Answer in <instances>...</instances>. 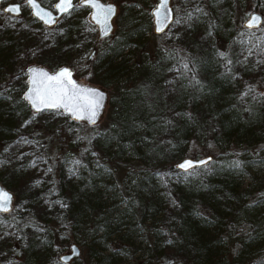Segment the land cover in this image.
I'll return each instance as SVG.
<instances>
[{
	"label": "trees",
	"instance_id": "trees-1",
	"mask_svg": "<svg viewBox=\"0 0 264 264\" xmlns=\"http://www.w3.org/2000/svg\"><path fill=\"white\" fill-rule=\"evenodd\" d=\"M240 1L188 0L187 31L167 42L153 32L134 68L123 49L151 20L124 5L121 27L86 58L85 76L109 85L101 123L32 111L24 77L8 97L0 82V182L19 196L0 212V264H123L137 231L140 264H264V167L240 180L264 164V22L235 23ZM20 6L0 7V63L36 46L52 69L64 58L59 27ZM191 152L210 158L177 168ZM75 241L82 255L59 260Z\"/></svg>",
	"mask_w": 264,
	"mask_h": 264
},
{
	"label": "rangeland",
	"instance_id": "rangeland-1",
	"mask_svg": "<svg viewBox=\"0 0 264 264\" xmlns=\"http://www.w3.org/2000/svg\"><path fill=\"white\" fill-rule=\"evenodd\" d=\"M20 2L24 0H19ZM44 1H50L47 4L48 6H51V3L53 0H44ZM116 3V12L112 19L113 22V28L107 36H111L114 34L116 29L118 27H121L122 22V15L121 12L123 10V6L126 4H131L132 7L135 9L142 7L141 12H147V14L150 17V8L154 4L155 0H111ZM187 2L188 0H170L171 7L173 9V20L172 22L163 30L161 41L167 42L171 39H175V37H179L183 35L189 26V18L186 13L187 8ZM240 4L242 5V10H239V8L235 7L232 17L235 20V23L242 25V20L245 17V15L251 11L255 10L260 13L261 15V23L264 22V0H241ZM24 14L23 17H27L29 13V7L24 2ZM87 11L88 8L82 4L77 3L72 9H70L67 13L61 14L57 21L56 25L59 27V37H62L65 42V46H62V53L64 55V58L59 59V63L55 66H59L61 64H67L71 68L72 75L77 78L81 82H89L99 85L100 87L104 88L106 92L109 91V85H105L99 81H95L91 78L86 77L85 74H89V63L86 62V58L91 54L95 47L100 46L103 42L101 37H97V32L95 29V26L91 27L87 21H89L87 17ZM1 18V14H0ZM177 21H179L177 23ZM35 22H39L38 20H35ZM34 22V23H35ZM90 22V21H89ZM68 24V25H66ZM35 32L38 33H44V28L41 26H36L33 28ZM13 35H18L17 31L13 33ZM34 35V34H33ZM57 37V38H59ZM103 39L106 40V36H103ZM155 43V36L153 35L152 31V24L150 22L149 29H145L143 33V38L140 40H137L136 42H132L129 45L123 49V55L127 59L126 63L129 66V68H134L138 61L143 57V55H147V53L152 49L153 45ZM45 49H40L36 46H32L31 48H27V50H24L22 47L19 49H14L15 56L12 58H5L0 64V82H2L4 88V92L6 96H11L12 93H14L15 88L18 84V79L21 77H24L25 71L24 68L28 63L31 62H37V63H43L48 68L51 69V67L48 66L46 62L40 61V59L43 57V54H45ZM11 64V65H10ZM9 65L10 71H5V67ZM53 67V68H55ZM52 68V69H53ZM259 88L264 90V84H258ZM108 97V93H107ZM109 106V100L107 98V101L104 105V108L99 116V118L96 120V123L103 122L105 118L106 111ZM194 152V151H193ZM193 152L184 154V156H201L204 155L201 154H194ZM182 156V155H181ZM179 156V157H181ZM178 157V158H179ZM264 167V164H254L253 166L249 167L246 172L241 174L240 180L242 182H245L248 180V177L253 174H258L261 172L262 168ZM9 189H11L13 193V203L12 206L16 204V201L19 199L18 191H16L14 188L7 186ZM110 193L106 192L105 195L108 196ZM20 203L16 205L14 208L15 210H19ZM132 240L133 244L136 245V248L132 252L131 255H129L127 252L122 253L121 255V261L123 264H140L141 257L139 256L143 244L146 242V236L142 233V231H137L132 234ZM75 243L78 246L79 249V255H82L84 248L75 241ZM68 250V244L64 246L61 250V252Z\"/></svg>",
	"mask_w": 264,
	"mask_h": 264
},
{
	"label": "snow or ice",
	"instance_id": "snow-or-ice-1",
	"mask_svg": "<svg viewBox=\"0 0 264 264\" xmlns=\"http://www.w3.org/2000/svg\"><path fill=\"white\" fill-rule=\"evenodd\" d=\"M27 3L35 10L34 15L44 20L45 23H54L51 13L43 14L39 6L34 0H27ZM83 3L96 9L93 14V20L97 24L104 26V34L107 35L109 30L108 21L110 16L114 13L115 9L112 5H103L98 0H83ZM62 13H67L73 8L72 0H59L55 5ZM166 10V11H165ZM4 11L18 13L20 7L12 6ZM171 9L168 8V0H160L157 5L154 15L157 18L158 25H162L163 21L170 19ZM179 21H177L178 23ZM260 22L258 16H251L247 26L252 27ZM157 31H163L162 26L157 27ZM224 56L225 53H220ZM32 73L30 83L32 87L26 93V99L31 103L32 107L37 112L44 109H63L64 112L71 114L73 119L83 120L87 119L89 123L95 124L100 110L103 107V100L105 94L99 89L86 88L79 86L74 80L71 79L72 73L68 68H63L55 74H48L46 71L40 69H29ZM79 163V161H76ZM200 163H205L201 161ZM181 169H189L193 167L192 161H184L177 165ZM237 167L239 163L237 162ZM51 171V169H49ZM39 183V181H37ZM12 200L10 193L4 189H0V211H9V204ZM56 203H60L56 201ZM75 253V249H74Z\"/></svg>",
	"mask_w": 264,
	"mask_h": 264
},
{
	"label": "water",
	"instance_id": "water-1",
	"mask_svg": "<svg viewBox=\"0 0 264 264\" xmlns=\"http://www.w3.org/2000/svg\"><path fill=\"white\" fill-rule=\"evenodd\" d=\"M1 1L2 0H0V2ZM24 2L29 7V13H30V15H32L36 20H38L40 23H42L43 25H46V26H49V25L54 24L57 21L58 17L61 14H63L62 12L59 11V9H57L55 7V5L57 3H59V0H53L52 3H51V6H48L46 4H43L40 0H34V2L39 6V9L42 10L43 14L51 13V16H52V18L54 20V23L48 24V23H45L44 20H42V19H40V18H38L37 16L34 15V12H35L36 9L32 8L27 3V0H24ZM98 2L101 3V4H103V5H105V6L112 5L114 7V9H115L114 13L110 16V19L108 21L109 30L107 31V34H109L111 32L112 28H113L112 19H113L114 15H115V12H116V3L113 2V1H111V0H98ZM72 3H73V5L79 3V4H82V5L86 6L88 8L87 17H88L89 21L95 26V29H96V32H97V36L98 37L105 36V34H104V26L101 25V24H97L96 21L93 20V14L96 12V9H94V8H92L90 6L85 5L83 3V0H72ZM159 3H160V0H155L154 1V4L150 8V20H151V24H152V31L154 33H160V32H162V31H159L158 32L157 31V27L158 26H162L163 27V30H164L169 25V23L171 22V20L173 18V9L171 7L170 0H168V8L172 10L171 11V15H170V19H166V20L163 21V24L162 25H158L157 18L154 15V12H155V9H156V7H157V5ZM17 5L20 7V10H21L20 2L18 0H6V1H4L2 3L1 9L4 11V9H7L9 7H12V6H17ZM5 12H7V11H5ZM8 13H10V14H18V13H12V12H8ZM253 15L254 16H258L260 18V22H261L262 19H261L260 13L257 12V11H255V10H251L243 18L242 24L244 26H247L250 17L253 16ZM258 24L254 25V26H257ZM254 26H252V27H254ZM32 68H35V69H38V70L42 69V70L46 71L48 74H50V75L59 72L63 68H68L71 71V68L67 64H61V65H59V66H57V67H55L53 69H50L46 65H44L43 63H37V62H31V63H28L25 66V68H24V71H25V75H24L25 85H24L23 89L21 90L20 96L26 102V104L28 105V107L32 111H36V109L33 108L32 105H31V103L26 99V93H28L29 92V89L32 87V85L30 83V78H31L32 73L29 71V69H32ZM71 79L74 80L81 87L99 89L100 91H102L105 94L104 100H103V107H102V109L99 112V115L97 117V119H98L99 116H100V114H101V112H102V110H103V108H104V105H105V103L107 101V98H108L107 97L106 90L104 88L100 87L99 85L94 84V83L81 82L77 78H75L73 75L71 76ZM59 110H61L63 113H65L68 118L73 119L72 116H71V114H68V113L64 112L63 109H59ZM74 120H76V119H74ZM82 121H85V122L89 123L87 119H83ZM209 158H210V155H208V154L207 155H201V156H195V157H191V156H181V157H179V158L176 159V161L174 162V164L177 167V165H179V164H181V163H183L184 161L187 160V161H192L193 162V166H194V165L200 164L201 161H206ZM179 169H181V168H179ZM183 170H185V169H183ZM0 189H4L8 193H10L11 196H12V200H13V193H12L11 189H9L7 186L3 185L1 182H0ZM12 200H11L9 206H8L9 207V210L12 207ZM0 212H5V211H0ZM74 249H75V253H74ZM78 251H79V249H78L77 244L75 242H70L69 245H68V250L67 251H64V252L58 253L57 257L61 261H66L69 258H71L72 256L76 255L78 253Z\"/></svg>",
	"mask_w": 264,
	"mask_h": 264
},
{
	"label": "flooded vegetation",
	"instance_id": "flooded-vegetation-1",
	"mask_svg": "<svg viewBox=\"0 0 264 264\" xmlns=\"http://www.w3.org/2000/svg\"><path fill=\"white\" fill-rule=\"evenodd\" d=\"M4 1H6V0H2L1 2H0V7H1V5H2V3L4 2ZM19 1V0H18ZM20 2V1H19Z\"/></svg>",
	"mask_w": 264,
	"mask_h": 264
}]
</instances>
